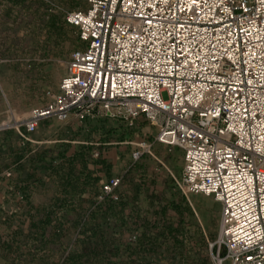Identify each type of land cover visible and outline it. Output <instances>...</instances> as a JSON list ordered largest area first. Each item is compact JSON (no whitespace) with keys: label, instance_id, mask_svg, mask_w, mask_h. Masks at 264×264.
Segmentation results:
<instances>
[{"label":"built area","instance_id":"2783aa9c","mask_svg":"<svg viewBox=\"0 0 264 264\" xmlns=\"http://www.w3.org/2000/svg\"><path fill=\"white\" fill-rule=\"evenodd\" d=\"M65 19L82 45L22 138L48 119L144 117L154 143L182 150L183 192L219 203L218 263L264 264V0H86ZM124 143L134 162L155 157L146 139Z\"/></svg>","mask_w":264,"mask_h":264},{"label":"rangeland","instance_id":"374dc122","mask_svg":"<svg viewBox=\"0 0 264 264\" xmlns=\"http://www.w3.org/2000/svg\"><path fill=\"white\" fill-rule=\"evenodd\" d=\"M85 6L0 0V264H219V203L183 192L182 150L154 144L144 117L48 119L32 141L19 134L82 45L65 17ZM140 139L155 157L134 162L124 142ZM114 176L118 199L102 191Z\"/></svg>","mask_w":264,"mask_h":264},{"label":"crops","instance_id":"0c3cea01","mask_svg":"<svg viewBox=\"0 0 264 264\" xmlns=\"http://www.w3.org/2000/svg\"><path fill=\"white\" fill-rule=\"evenodd\" d=\"M154 130H155V133H156V129L154 128ZM155 144V143H154ZM161 145V144H160Z\"/></svg>","mask_w":264,"mask_h":264}]
</instances>
